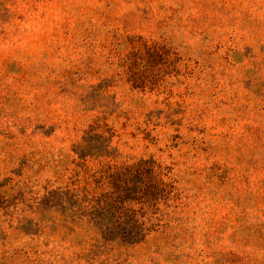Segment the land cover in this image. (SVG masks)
Here are the masks:
<instances>
[{
    "label": "rangeland",
    "instance_id": "374dc122",
    "mask_svg": "<svg viewBox=\"0 0 264 264\" xmlns=\"http://www.w3.org/2000/svg\"><path fill=\"white\" fill-rule=\"evenodd\" d=\"M93 125L170 178L137 245ZM0 264H264V0H0Z\"/></svg>",
    "mask_w": 264,
    "mask_h": 264
},
{
    "label": "trees",
    "instance_id": "16d2710c",
    "mask_svg": "<svg viewBox=\"0 0 264 264\" xmlns=\"http://www.w3.org/2000/svg\"><path fill=\"white\" fill-rule=\"evenodd\" d=\"M87 141L90 143L87 144ZM95 141L97 145L91 146V142ZM114 152L112 143L106 140V133L100 127L95 128V125L89 128L83 141L75 148L76 155L97 161L98 167L94 173L101 179V186L97 188L100 199L96 204L95 201L90 202V207L85 210L83 217L91 222L108 218L110 228L104 226V231L112 232L115 239L137 245L156 231L161 225L159 222H162L158 220L159 224L146 227L142 220L144 217L139 211L154 209L155 205L164 200L162 197L170 195L167 189V181L170 178L163 174L153 161L124 162L121 155H115ZM65 195L68 196V193ZM61 204L63 205V202L58 201L57 205ZM141 204L144 207L138 210L137 206ZM123 219L128 222L122 223ZM152 222L151 220L147 224Z\"/></svg>",
    "mask_w": 264,
    "mask_h": 264
}]
</instances>
